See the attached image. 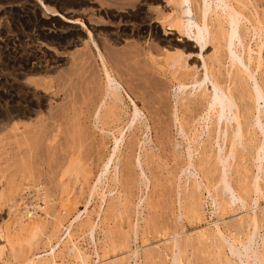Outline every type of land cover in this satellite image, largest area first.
I'll return each instance as SVG.
<instances>
[{
  "label": "rangeland",
  "instance_id": "rangeland-1",
  "mask_svg": "<svg viewBox=\"0 0 264 264\" xmlns=\"http://www.w3.org/2000/svg\"><path fill=\"white\" fill-rule=\"evenodd\" d=\"M194 1L198 7L200 0ZM177 2L0 0V264L27 263L50 253L53 247L55 255L49 264H224L225 260H229L228 264H249L254 262L256 250L264 256V152L258 148L264 142V103L258 101L256 110L254 97L250 96L254 95V81L245 75V97H240L242 88L240 83H232L233 76L229 77L231 82L226 80L224 74L233 70L229 61L233 47L231 43L229 49L224 48L225 42L214 28L215 18L209 20L211 23L202 33L199 7L193 8L196 13L190 23L191 31ZM244 2L248 9L244 11L242 6L246 5L242 1L241 13L252 22L248 24L242 18L241 24L250 27L242 41L245 48L251 49L250 67L264 90V47L259 61V36H254V25L250 26L253 20L256 26L261 21L263 27L257 31L263 36L264 0ZM252 14L263 19L259 21ZM226 28L224 24L223 31ZM167 38L175 42L169 44ZM209 39L211 42H207ZM93 42L124 90H119L122 102L116 101L119 120L114 118L112 123L106 117L108 104L113 102L108 101V96L102 102L107 100L108 104H103L101 112L97 110L101 114L99 122L94 117L106 79ZM248 49L242 53L245 61ZM123 57L128 62H121ZM174 57L179 59V69L169 66ZM132 65L136 71L130 68ZM136 67L143 70H138L144 74L141 81L128 76L130 72L137 73ZM32 68L46 70V74L22 77ZM205 73L204 87L213 97L216 93L210 83L216 77L223 81L224 77L225 87L233 86V91L236 84L239 94H233L239 95L237 99L244 98L238 100L245 118L242 144L233 149L222 137L219 143L224 145L222 149H228H218L216 140L208 141L214 119L213 113L207 111L208 99L203 100V107L199 106L194 118L185 113L184 103L199 92L179 95L178 84L191 85L193 80L198 81L196 78L204 79ZM22 95L28 102L20 98ZM130 99L139 110L134 123ZM185 105L186 111L181 110ZM21 108L29 113L17 114ZM203 112L212 118L209 120ZM255 115L260 119H253ZM100 121L106 124L101 125ZM187 121L191 131L184 127ZM181 122L185 128L182 134ZM114 136L118 138V152L109 165ZM219 156L222 162L218 161ZM106 163L109 173L102 178V184H97ZM114 175L116 179L112 180ZM222 177L225 182H221ZM193 182L199 186L194 187ZM37 188L44 189L42 199L35 196ZM228 191L232 193L230 197ZM26 192L39 204L33 206L35 214L39 212L31 218L22 214L23 209H16L19 197ZM80 212L81 223L73 224L66 237L67 228ZM252 216L257 225L248 221ZM26 226H31L30 231H21ZM217 231H221L224 250L220 244V250L217 246ZM205 232H209L208 238ZM239 241L252 250L250 258L242 254L243 243ZM174 242L185 250L181 249L182 254L178 255ZM78 252L85 256L84 261Z\"/></svg>",
  "mask_w": 264,
  "mask_h": 264
},
{
  "label": "bare ground",
  "instance_id": "bare-ground-1",
  "mask_svg": "<svg viewBox=\"0 0 264 264\" xmlns=\"http://www.w3.org/2000/svg\"><path fill=\"white\" fill-rule=\"evenodd\" d=\"M133 1V0H132ZM199 1V0H198ZM242 1H243V3L245 4V2H244V0H200L199 1V10H197V14L199 13V19H201V32L202 33H205V31H206V29H207V26H208V22H210L213 18H215V19H213L212 21H214L213 22V24H215L216 23V27H214L215 29H217V31H218V33L222 36V40H224V42H225V45H224V48H227V49H229L230 48V44L232 43V47H233V50H232V52H231V54H230V56H229V61H230V67L231 68H233V70H234V72H233V70H230L228 73H226V74H224V76L225 75H227V79L226 78H224L223 76V79H221L222 77L221 76H219L220 77V79L221 80H223V81H218V77H216V79L213 77V79H215V80H213V82L212 83H210L211 84V87H212V89H213V91L216 93V95H215V97H213V94H212V92L210 91V93H209V91H207L206 92V90L207 89H205V87H204V84H206L205 83V77H206V73H205V76H204V79H202L201 77H199V79H195V80H198V81H194L193 80V82L194 83H192L191 85H188V84H185V82L184 83H179L178 85V91H180V93H179V95H181L182 94V96H183V94L186 96V94L187 93H189L190 91H198L199 93H195L193 96L195 97V98H191V99H189V102H188V99H187V101L184 103V104H186L187 105V111H186V109H185V107H186V105L184 106V108H182L181 107V110L183 109V111L185 110L186 112L185 113H187L188 115H191V117H193L194 118V116L195 115H197V113H199V110H198V108H199V106H202L203 107V100H207L206 102L207 103H205V104H207V106L206 105H204V106H206L207 107V111L208 112H210L211 114L213 113V117H214V119H211L212 118V116H211V118H210V113H208V114H204V112H203V114H204V116L205 117H208L209 118V120L211 119L212 121H211V127H212V129H211V127L209 128L210 130V132H208L207 133V137H208V135H209V139H208V141H215L216 142V145L218 146V144H219V146H220V148H219V146L217 147L218 149H221V150H225L226 148L228 149V147H226V146H228V144L225 146L226 148L224 149H222V147L224 146L222 143L220 144L219 143V139H221L220 137H222V141L223 142H225V140H227L228 139V141L230 142V146L229 147H232V149L235 147V146H237V144H238V146H239V144L241 143V138H242V136H243V131H244V129H243V127H242V125H244V120H242V113L243 112H241L243 109L238 105V104H240V103H238L241 99L244 101V98H241V99H237V98H239L238 96L239 95H236V94H239V92L237 91V88H238V86L236 85V84H239V87L240 88H242V87H244V85L243 84H245L244 83V78H243V75H245V77H247V79H249V80H253L254 81V87H253V92H254V95H250L251 97H252V99H253V97H254V103H255V105L256 106H254L255 108L257 107V103H258V101H262L263 103H264V90L262 89V86H260L261 84H259V82H258V80H257V78H256V74H255V72H254V70H252L251 69V65H250V63H251V56L249 55V50L251 51V49H248V48H245V45L243 44V41H242V36H245V35H247V32H248V28H250V27H248V28H246L245 26H243L242 24H241V21L243 20L242 18L244 17L245 19H246V21H248V22H246V23H248V24H250L251 22H252V20H251V18H246L245 17V15L243 14V13H241V12H244L246 9H248V5H246V6H244L243 4H242ZM123 2V1H122ZM192 2H196V1H194V0H178V6L180 7V10H181V15H183V16H187V20H186V26H187V28H189L191 31H192V28H191V24L190 23H192V20H193V18H192V16H193V14H194V16H195V13H196V11L195 10H193V8L195 9H198V7L197 6H194L193 5V3ZM114 3V2H113ZM197 4V5H198ZM235 5V6H234ZM240 5H243L242 7H244V11L241 9L240 10ZM194 6V7H193ZM251 8H253V7H251ZM255 9V10H254ZM256 6L254 5V8H253V10H254V13L256 12ZM49 10V9H48ZM240 10V11H239ZM50 11V10H49ZM194 11H195V13H194ZM54 13V12H53ZM253 13V12H252ZM258 13V12H257ZM249 15V14H248ZM254 17H258V16H256L255 14H252ZM253 16H252V18H253ZM248 17V16H247ZM251 17V16H250ZM263 17V16H262ZM262 17H260L261 19H263ZM260 18L258 17V19L257 20H259L260 21ZM249 19V20H248ZM254 19V18H253ZM179 20H182V18L180 17V19ZM184 20V19H183ZM210 20V21H209ZM250 20H251V22H250ZM69 21V20H68ZM245 21V20H244ZM255 21L256 20H253V22H254V24L252 23L250 26H252V25H254V26H252L251 28V30H254V31H252V32H254L255 34H254V36L255 35H257V36H259L258 38H259V40H260V44H259V47H258V51H259V54H257L258 56H257V58L259 59V61L261 60L262 61V59H261V50H263L264 48V38H262V37H264V31L262 32L263 33V36L262 35H260L261 33L259 32V31H257V30H259L260 29V27H263V26H261V21L259 22V26H256L255 25ZM184 22V21H183ZM250 22V23H249ZM258 22H256V23H258ZM211 23V22H210ZM224 24H226V26H227V30L225 31H223V26H224ZM255 26H256V28H255ZM258 27H259V29H258ZM262 29V28H261ZM214 30V29H213ZM144 31V30H143ZM262 31V30H261ZM258 32L260 33V34H258ZM3 33V32H2ZM111 33V32H110ZM257 33V34H256ZM102 36V35H101ZM249 36V35H248ZM248 36H246V38L248 37ZM253 36V37H254ZM256 37V36H255ZM216 38V37H215ZM257 38V37H256ZM253 40V39H252ZM175 42V40H172V39H170V38H167V40H166V42L167 43H172V42ZM178 41V40H177ZM257 41H258V39H257ZM179 42V41H178ZM207 42H211V39H209V41L207 40ZM93 44H94V47H95V50H96V53L98 54V58H100V60H101V66H102V72L105 74V79H106V85H105V90L101 93L100 92V99H102L101 100V105H99V107H97L96 108V110H95V119H97L98 120V117L101 115V114H99L98 113V108H99V110L101 109V107L102 106H104L105 104L104 103H106V104H108L106 101L104 102V103H102L103 102V99H106L105 97H109V100L108 101H110V99H113V102L112 101H110V103H111V105L110 104H108L109 105V110L107 111V113H108V116H106V117H108V119H110V121H111V123H112V121L114 120V118H116V120H119V107H117V110H119L118 111V113H116V111H115V107H116V104L118 103V101H119V99H122L121 98V96H120V94H119V90H123V87L121 86V84L119 83V81L118 80H116L114 77H113V74H115V73H113V70L108 66V63L106 62V60L104 59V57L102 56V54L100 53L101 51L99 50V48H98V45H96L95 44V42H93ZM247 45L248 44H246V47H247ZM103 46V45H102ZM263 48V49H262ZM245 49H248V51H247V53H248V58H247V60L245 61V59H246V55L244 56V55H242V53H246V51H245ZM108 50V49H107ZM132 51V50H131ZM131 51L129 52V53H131ZM138 51V50H137ZM43 53V52H42ZM126 53H128V52H126ZM125 53V54H126ZM136 53V52H135ZM124 54V55H125ZM183 54V53H182ZM124 55H121V56H124ZM128 55V54H127ZM226 55H227V53H226ZM126 56V55H125ZM242 56H244L245 57V59H244V57H242ZM127 57V56H126ZM177 57V56H176ZM176 57H174V60H173V58H172V61L170 62L171 64L169 65V66H171V67H173L174 65L177 67V64H178V60L180 59V57L181 56H178V58L179 59H177ZM124 58V57H123ZM128 58V57H127ZM127 58H124L123 60H121V62L123 61L124 62V60L126 61V59ZM175 58L177 59V60H175ZM255 59V60H257L256 62H258V59ZM117 59V58H116ZM119 59V58H118ZM122 59V58H121ZM130 60L132 59L131 57L129 58ZM253 59V58H252ZM135 60V59H134ZM176 61H177V64H176ZM38 62V61H37ZM127 62H128V59H127ZM126 62V63H127ZM27 63V62H26ZM30 63V62H29ZM34 63V62H33ZM113 63V62H112ZM136 63V62H135ZM261 63V62H260ZM260 63H258V64H260ZM124 64V63H123ZM122 64V65H123ZM252 64V63H251ZM79 65V64H78ZM125 65V64H124ZM128 65H131V63L129 62L128 63ZM128 65H127V67H128ZM138 65H139V63H138ZM144 65V64H143ZM261 65V64H260ZM25 66V65H24ZM132 66H134V65H132ZM148 66V65H147ZM229 66V65H228ZM254 66V65H253ZM124 67V66H123ZM130 67V66H129ZM175 67V69H173L174 70V72L176 71V69L178 68L179 69V67H177L176 68ZM255 67V66H254ZM256 67H257V69H258V66L256 65ZM36 68V67H35ZM130 68H132V69H134L135 68V66L134 67H130ZM137 68V67H136ZM43 69V68H42ZM257 69H255V70H257ZM129 70V69H128ZM138 68H137V73L136 72H134V73H129L128 74V76L130 77H136V79H138V81H141V78H143V75L144 74H140L139 72H138ZM140 70H141V68H140ZM139 70V71H140ZM229 70V68H227V70H226V72ZM45 71L46 70H37V69H29V70H27L24 74H22V77H24V76H26V75H32V74H46L45 73ZM134 71H136V69H134ZM141 71H143V70H141ZM178 71V70H177ZM177 71H176V73H177ZM79 72V71H78ZM118 72V71H117ZM174 72H172L173 74H174ZM231 72H233V73H231ZM257 72V71H256ZM175 73V74H176ZM229 73H231V74H233V75H231V74H229ZM124 74H126V73H124ZM147 74V73H146ZM186 74V73H185ZM188 74H189V76L191 77V76H193L194 74H190V73H187L186 75H184V74H182L181 73V75H184V76H188ZM88 75V74H87ZM150 75V74H149ZM223 75V74H222ZM115 76H116V74H115ZM207 76H208V74H207ZM230 76H233V78L231 79V78H229ZM242 76V78L243 79H241L240 77ZM259 76V75H258ZM77 77V76H76ZM81 77V76H80ZM119 77V76H118ZM144 77H146V78H148L146 75L144 76ZM182 77V76H181ZM120 78V77H119ZM88 79V78H87ZM135 79V80H136ZM229 80L230 81V79H231V81H233L232 83H236V84H234V86L235 87H237L236 88V90H233V91H237L238 93H236V92H234V94H233V91L231 90V88L233 87H231L230 85L229 86H226L225 87V85L226 84H224V82H226V81H224V80ZM62 80H64V79H62ZM92 80V79H91ZM133 80V79H132ZM243 80V81H242ZM181 81H183V80H181ZM230 81V82H231ZM241 81V82H240ZM77 82V81H76ZM92 82V81H91ZM134 82V81H133ZM137 82V81H136ZM222 82V83H221ZM229 82V83H230ZM238 82V83H237ZM243 82V83H242ZM246 82V81H245ZM187 83V82H186ZM70 84H73V83H70ZM88 84V83H87ZM123 84V83H122ZM139 84H140V82H139ZM190 84V83H189ZM223 84V85H222ZM143 85H144V83H143ZM224 86V87H222V86ZM232 85V84H231ZM75 86V85H74ZM139 86V85H138ZM163 86V85H162ZM249 86V85H248ZM93 87V86H92ZM101 87V86H100ZM11 88V87H10ZM89 88H90V86H89ZM96 88V87H95ZM240 88H239V90H240ZM252 88V87H251ZM99 89V88H98ZM104 89V88H103ZM140 89V88H139ZM205 89V90H204ZM235 89V88H234ZM248 89V88H247ZM85 90V89H84ZM134 90V89H133ZM241 90H243V88L241 89ZM240 90V94L242 95H245L244 94V91L245 90H243V91H241ZM3 91V90H2ZM124 91V90H123ZM154 91V90H153ZM204 91H205V93H204ZM252 91V90H251ZM15 92H17V91H15ZM19 92H22V91H19ZM24 92V91H23ZM71 92V91H70ZM93 92V91H92ZM3 93V92H2ZM78 93V92H77ZM207 93H209L208 95H207ZM236 93V94H235ZM5 94V93H4ZM16 94V93H15ZM25 94V93H24ZM23 94V95H24ZM72 94V93H71ZM96 94H98V92H96ZM208 96V98H205L206 97V95ZM250 94V93H249ZM21 96L20 98H25L24 96ZM189 95V94H188ZM188 95H187V97H188ZM190 95H191V93H190ZM196 95H198V97L196 96ZM240 96V97H245V96ZM247 95V94H246ZM3 96V95H2ZM8 96V95H7ZM10 96V95H9ZM26 96V95H25ZM185 96H184V99H185ZM235 96H237L236 98H235ZM249 96V95H248ZM12 97V96H11ZM19 97V96H18ZM28 97V96H27ZM108 97H107V99H108ZM129 97V96H128ZM132 97V96H131ZM7 98V97H6ZM8 98H10V97H8ZM37 98V97H36ZM72 98V97H71ZM92 98H94V97H92ZM130 98V97H129ZM129 98H128V100H129ZM180 98V97H179ZM205 98V99H204ZM4 99V98H3ZM137 99V98H136ZM183 99V98H182ZM15 100V99H14ZM14 100H11L12 102L14 101ZM16 100H18V99H16ZM22 100V99H21ZM24 100H26V98L24 99ZM37 100V99H36ZM118 100V101H117ZM191 100V101H190ZM237 100V101H236ZM239 100V101H238ZM20 101V100H19ZM23 101V100H22ZM27 101V100H26ZM39 101V100H38ZM91 101H93L92 99H91ZM116 101H117V103H116ZM130 104H132V108H133V112H132V122L131 123H134V120L136 119L137 120V117H139V110L137 109V105H136V103H135V101H132V99H130ZM181 101H184V100H180V102ZM242 101V102H243ZM16 102V101H15ZM25 101H23V103H24ZM28 102V101H27ZM122 101H119V103H121ZM37 103V106L39 105V103L38 102H36L35 101V104ZM253 103V104H254ZM91 104H93V103H91ZM104 104V105H103ZM182 104V103H181ZM184 104H182V106L184 105ZM21 105V104H20ZM123 105V104H122ZM14 106V105H13ZM36 106V105H35ZM34 106V107H35ZM40 106V105H39ZM19 107V106H18ZM86 107V106H85ZM205 107V108H206ZM243 107H244V105H243ZM87 108V107H86ZM105 108L106 107H103L102 109H104L105 110ZM205 108L203 109V111L205 110ZM254 108V109H255ZM250 109V108H249ZM248 109V110H249ZM253 109V110H254ZM18 110V112H16L17 114L19 113V114H21V115H24V114H26L27 113V110H25L24 108H21L20 110L19 109H17ZM198 110V111H197ZM201 110V109H200ZM256 110H257V108H256ZM65 111V110H64ZM105 111V112H106ZM183 111H181V113L182 114H184L183 113ZM206 111V110H205ZM39 112L40 111H38V112H36V114H39ZM58 112V111H57ZM100 112H101V110H100ZM105 112H104V114H103V116L105 115ZM197 112V113H196ZM245 112V111H244ZM249 112V111H248ZM247 112V113H248ZM29 113V112H28ZM27 113V114H28ZM84 113V112H83ZM206 113V112H205ZM251 114V113H250ZM107 115V114H106ZM141 115V114H140ZM253 115V114H252ZM18 116V115H17ZM198 116H199V114H198ZM198 116H196V117H198ZM200 116H201V114H200ZM199 116V117H200ZM14 117V116H13ZM93 117V116H92ZM188 117H190V116H188ZM201 117H203V116H201ZM245 117V116H244ZM100 118V117H99ZM105 118V117H104ZM174 118V117H173ZM208 118H203V121L205 120L206 121V119L208 120ZM252 118V117H251ZM257 119V120H259L260 119V117H259V115H255L254 117H253V119ZM11 119V118H10ZM14 119V118H13ZM15 119H17V117L15 118ZM101 119H103L102 118V116H101ZM108 119L107 120H105V122L107 121V123H108ZM180 119V118H179ZM190 119V118H189ZM192 119V118H191ZM243 119H245V118H243ZM253 119H252V121H253ZM185 120H186V118H185ZM184 119H183V121H185ZM197 120H198V118H197ZM55 121V120H54ZM96 121V120H95ZM182 121V120H181ZM199 121V120H198ZM200 121H202V119L200 120ZM98 122H99V120H98ZM98 122H97V124H98ZM102 121H100V124L101 125H103V124H106L105 122L102 124L101 123ZM191 122V121H190ZM190 122H189V124H190ZM194 122L196 123V118H195V120H194ZM243 122V123H242ZM194 123V124H195ZM202 123V122H201ZM247 123V122H246ZM245 123V124H246ZM109 124V123H108ZM182 124H184V122H181V126H180V129L182 130H184L185 131V125L186 126H188L189 127V130L191 129L190 127L191 126H189L188 125V121L186 122V124H184V127H183V125ZM198 124H200V123H198ZM203 124V123H202ZM205 124V123H204ZM99 125V124H98ZM190 125H192V124H190ZM209 125V124H208ZM205 126V125H204ZM239 126H241L242 127V129H239ZM245 126V125H244ZM246 126H247V124H246ZM254 128V127H253ZM206 129H207V127H206ZM118 130V129H117ZM181 130H179L180 131V133L182 134V132H183V130L181 131ZM189 130H187L188 132H189ZM196 130V129H195ZM101 131H103V130H101ZM106 131V130H105ZM110 131H111V129H110ZM112 131H113V129H112ZM187 131H186V133H187ZM191 131V130H190ZM104 132V131H103ZM120 132V135H122V130H120L119 131ZM193 132H195L194 131V128H193ZM249 132V131H248ZM256 132V131H255ZM183 133H185V132H183ZM107 134H110L109 132L107 133ZM188 134V133H187ZM197 134V133H196ZM112 136V135H111ZM195 136V135H194ZM197 136H200V135H197ZM185 137V136H184ZM195 138H197V137H195ZM200 138V137H199ZM114 143H115V145H114V148H113V153L110 155V157H109V159H108V162H109V165L111 164H113V162H114V159H115V155H116V152H118V146H117V140H118V138L117 137H115L114 136ZM213 139V140H212ZM243 139V138H242ZM195 140H197V139H195ZM228 141H226V142H228ZM210 142H208V144L210 143ZM194 143V142H193ZM207 142L205 141V144H206ZM246 143V142H245ZM260 143V142H259ZM204 144V143H203ZM211 144V143H210ZM242 144V143H241ZM223 145V146H222ZM206 146V145H205ZM208 146V145H207ZM209 146H211V145H209ZM241 146H243V145H241ZM199 147V146H198ZM260 147V148H259ZM237 148V147H236ZM235 148V149H236ZM258 148L259 149H261L262 148V150H263V152H264V142H261L260 144H259V146H258ZM258 148H257V150H258ZM132 149V148H131ZM196 149V148H195ZM217 149V150H218ZM229 149H231V148H229ZM231 149V150H232ZM216 150V151H217ZM230 150V151H231ZM256 150V151H257ZM133 151V150H132ZM218 152H219V150H218ZM231 152H233V150L231 151ZM225 155L226 156H228V152H226L225 151ZM233 155V154H232ZM139 156V155H138ZM227 158H230L229 156L227 157ZM219 162H222V157L221 156H219V160H218ZM228 161L229 160H227V162L226 163H228ZM198 162V161H197ZM225 163V164H226ZM137 164L140 166L141 165V162L139 161V159H137ZM199 164V163H198ZM231 164V163H230ZM224 165V164H223ZM228 165V164H227ZM107 166H108V164L106 163L105 165H103V169H104V171H101V174H100V176H99V178H98V182H96L97 184H102V178H104V177H106V175L109 173L107 170H106V168H107ZM199 166V165H198ZM226 166V165H225ZM230 166V165H229ZM116 169V167L114 168V170ZM116 173V172H115ZM202 173V172H201ZM116 175V174H115ZM115 175H114V177H112L113 179L112 180H115L116 178H115ZM207 175V174H206ZM205 175V176H206ZM203 176H204V174H203ZM105 180V179H104ZM193 181H195V179L193 180ZM221 182H225V179L222 177L221 178ZM196 183H197V180H196ZM97 184H96V187H97ZM193 184H194V187H195V185H198V184H195L194 182H193ZM193 186V185H192ZM199 186V185H198ZM96 187H94V188H96ZM196 188H198V187H196ZM195 188V189H196ZM222 189H224V188H222ZM44 190V189H43ZM43 190H40V189H38L37 188V190L35 191V196H37V198H40V199H42V197H43V195L45 194V192H43ZM193 190H194V188H193ZM219 190H221V187L219 188ZM222 191V190H221ZM220 191V192H221ZM224 191H225V189H224ZM38 192V194L36 195V193ZM197 192V191H196ZM223 192V191H222ZM44 193V194H43ZM193 193V192H192ZM225 194V193H224ZM228 195H229V197L232 195V193L231 192H229L228 191V193H227ZM29 193L28 192H26V193H24V194H22L21 195V197H19V199H18V203H17V206H16V209H17V211L19 212V210H21V209H23V213L22 214H24V212L26 213V215H27V217L28 218H31V217H33V216H35L36 214H35V212H34V210H33V206H35V204H37L36 202H35V200H33L32 199V197H29ZM192 195V194H191ZM34 196V197H35ZM190 197H193V195L192 196H190ZM196 200V199H195ZM229 200V199H228ZM230 201V200H229ZM231 202V201H230ZM235 202V201H234ZM38 206H39V204H37ZM226 205V204H225ZM41 207V206H40ZM35 209V208H34ZM34 213V214H33ZM20 216V215H19ZM22 217V216H21ZM80 217H81V212H80V214H78L77 215V217L74 219V221H72V223L69 225V228H67V231H66V233H67V235H66V233H65V235H66V237H69L70 236V230H71V227H72V225L73 224H75V223H79L80 222ZM253 217V216H252ZM255 217H253L252 218V220H249L248 219V221H251V224L253 225V224H256L257 222H256V220L254 219ZM81 223V222H80ZM248 224H250V223H248ZM258 224V223H257ZM256 224V225H257ZM29 225V224H28ZM79 225V224H78ZM217 225V224H216ZM244 225V224H243ZM247 227V226H246ZM249 227V226H248ZM247 227V228H248ZM90 228H92V227H90ZM89 228V229H90ZM30 229H31V226H26L25 228H22L21 229V231H23V230H29L30 231ZM69 229V230H68ZM93 229V228H92ZM218 229V228H217ZM216 229V230H217ZM243 229V228H242ZM212 231V230H211ZM236 231H238L239 232V229L238 230H236ZM241 231V230H240ZM213 232V231H212ZM218 233L217 234H215V233H213V234H215V235H218V236H216V238L217 237H219V232H221V231H217ZM240 233V232H239ZM22 234V233H21ZM90 236H92L93 235V231H91L90 232ZM205 235L207 234H209V232L208 233H204ZM222 234V233H221ZM237 234V233H236ZM202 235H203V233H202ZM202 235H201V237H202ZM206 235V236H207ZM206 236H203V238L204 237H206ZM222 236V235H221ZM211 237H212V235H211ZM226 237V236H225ZM245 237H246V235H245ZM20 238V237H19ZM202 238V239H203ZM207 238H208V236H207ZM214 238H215V236H214ZM229 238V237H228ZM26 239V238H25ZM61 239V238H60ZM219 239V241L221 240L220 239V237L218 238ZM218 239H216V241L218 240ZM230 239V238H229ZM18 240V239H17ZM247 240V239H246ZM60 241V240H59ZM58 241V242H59ZM175 241V240H174ZM204 241V240H203ZM208 241V240H207ZM213 241V240H212ZM216 241H214V242H216ZM235 241V240H234ZM69 242V241H68ZM211 242V241H210ZM221 242V243H220ZM219 243H217V246L219 247L220 245L222 246V241H220ZM240 243H243V245H242V254L243 255H245L246 257H248V258H250L251 257V253H252V250L251 249H249L245 244V242H241V241H239ZM249 242H250V240H249ZM11 243V242H10ZM60 243V242H59ZM58 243V244H59ZM224 243V242H223ZM245 243V244H244ZM64 244V243H63ZM218 244H220V245H218ZM186 245H187V243H186ZM226 245V244H225ZM66 246V245H65ZM215 246V245H214ZM224 246V245H223ZM223 246L221 247V248H223ZM57 247V246H56ZM173 247H175L176 249H177V252H178V255L179 254H182L181 253V249H182V246L180 245V246H178V244L176 243V242H174V244H173ZM181 247V248H180ZM188 247V246H187ZM74 248V247H73ZM234 248V247H233ZM185 249H186V247H185ZM214 249H216V248H214ZM219 250H220V247H219ZM218 250V252H220ZM222 250V249H221ZM223 250H224V248H223ZM54 251H55V248L53 247V249L50 251V253H45V255H43V256H41V257H35V258H33V259H31V260H29L27 263H23V264H49L51 261H52V258L54 257V255H55V253H54ZM182 251H185V250H183L182 249ZM231 251V256H233L234 254H235V250L233 251V249L232 250H230ZM82 253V252H81ZM81 253H76L77 254V256L79 257V258H81V260H85L86 258H85V256H82V254ZM136 253V252H135ZM222 253H223V251H222ZM95 254H96V256H99L98 255V253L97 252H95ZM216 254V253H215ZM225 254V253H224ZM259 252H258V250H256L255 251V253H254V255H255V257H254V262L253 263H249V264H264V256L263 257H261V255L259 256ZM221 255V254H220ZM223 255V254H222ZM263 255H264V253H263ZM40 256V255H39ZM224 256V255H223ZM214 257V256H213ZM216 257V256H215ZM221 257V256H220ZM76 258V257H75ZM78 258V259H79ZM225 258V257H224ZM228 258V257H227ZM226 259V258H225ZM228 260V259H227ZM56 261V260H55ZM82 261V262H83ZM223 261V260H222ZM229 261V260H228ZM228 261H226L225 260V262H224V264H228L229 262ZM177 263H178V260L176 261ZM221 264H223V263H221Z\"/></svg>",
  "mask_w": 264,
  "mask_h": 264
}]
</instances>
